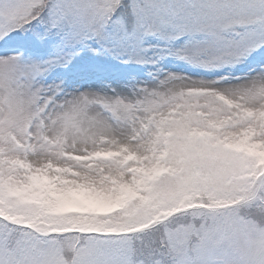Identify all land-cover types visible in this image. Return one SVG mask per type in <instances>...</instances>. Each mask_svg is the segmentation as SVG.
<instances>
[{
	"label": "rangeland",
	"instance_id": "rangeland-1",
	"mask_svg": "<svg viewBox=\"0 0 264 264\" xmlns=\"http://www.w3.org/2000/svg\"><path fill=\"white\" fill-rule=\"evenodd\" d=\"M0 46V264H133L176 214L171 264H264V0H0Z\"/></svg>",
	"mask_w": 264,
	"mask_h": 264
},
{
	"label": "trees",
	"instance_id": "trees-1",
	"mask_svg": "<svg viewBox=\"0 0 264 264\" xmlns=\"http://www.w3.org/2000/svg\"><path fill=\"white\" fill-rule=\"evenodd\" d=\"M49 23L51 24L45 19L42 20L40 16H35L29 23H21L18 27L21 30H28L32 33V43L35 46H43L42 40L37 34L41 28L47 33L49 31ZM45 33H43V36H45ZM47 37L50 38L51 34H48ZM258 211L244 207L240 208L239 215L244 220H256L264 223V213H258ZM182 217L181 214H176L163 222L157 223L156 226L134 232L131 238V260L133 264H171L170 247L164 239V231L166 228L172 229L179 226L183 219ZM15 230L10 237V248L15 242L16 234H18V229L16 228ZM67 263L71 264V257L68 258Z\"/></svg>",
	"mask_w": 264,
	"mask_h": 264
},
{
	"label": "bare ground",
	"instance_id": "bare-ground-1",
	"mask_svg": "<svg viewBox=\"0 0 264 264\" xmlns=\"http://www.w3.org/2000/svg\"><path fill=\"white\" fill-rule=\"evenodd\" d=\"M254 77H251V79H253Z\"/></svg>",
	"mask_w": 264,
	"mask_h": 264
}]
</instances>
